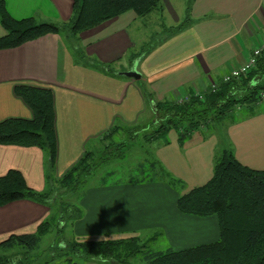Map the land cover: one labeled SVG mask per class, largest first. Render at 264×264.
I'll return each mask as SVG.
<instances>
[{
    "label": "crops",
    "instance_id": "crops-1",
    "mask_svg": "<svg viewBox=\"0 0 264 264\" xmlns=\"http://www.w3.org/2000/svg\"><path fill=\"white\" fill-rule=\"evenodd\" d=\"M187 1L182 3L181 17L172 1H162L170 19L161 23L156 18L161 31H156L155 39L144 38L142 31L132 39L128 18L139 20L135 23L137 29L145 24V18L125 12L83 31L79 41H70L65 33H49L19 47L1 49L0 122L9 118H33L31 108L15 93L16 86L51 89L58 145L55 172L59 179L80 160L92 141L102 139L116 126L146 125L147 118L156 117L155 102L181 101L189 94L200 93L198 90L209 89L212 83L243 65L253 50L264 44V0H193L189 12ZM5 4L16 19L34 17L39 22L65 23L72 16L74 0H5ZM187 17L185 28L169 31ZM5 34L0 22V37ZM78 46L89 57L112 64L118 75L106 74L85 64L77 56ZM134 67L140 74L139 79L123 73ZM144 91L152 94L153 102ZM257 106L259 110H255ZM261 106H264L262 101L254 109L247 107L243 118L222 128L228 142L222 149L217 147L216 135L208 130L192 132L183 143L179 141L180 133L171 130L169 142L156 146V157L183 181L180 187L173 189L164 179L129 185L130 190H139L135 192L136 200L123 202L132 196L121 197L119 192L126 186L116 184L109 189L103 186L85 199L91 218L85 221L84 235H123L156 225L166 229V213L171 220L179 217L198 221V216L180 212L177 200L182 193L205 184L212 177L215 159L221 152L232 149L243 164L264 169V107L260 109ZM45 158L39 147L0 144V176L10 169H18L30 187L45 190ZM105 188L110 191L100 193ZM158 188L168 189L172 194L171 211L163 205L152 207L142 202L147 199L143 195L147 191L153 192L149 194L160 202ZM137 192H142L139 198ZM162 208L166 211H161ZM49 215L47 205L29 199L0 206V242L13 233H34ZM214 225L210 234L198 228L184 231L172 246L180 250L214 241L219 237L216 219ZM174 226L177 225L171 222L169 227Z\"/></svg>",
    "mask_w": 264,
    "mask_h": 264
},
{
    "label": "trees",
    "instance_id": "trees-1",
    "mask_svg": "<svg viewBox=\"0 0 264 264\" xmlns=\"http://www.w3.org/2000/svg\"><path fill=\"white\" fill-rule=\"evenodd\" d=\"M162 1L74 0L70 20L55 23L39 22L34 17L16 19L8 12L5 0H0V22L6 30V34L0 37V50L19 47L49 33H65L70 41H79L83 31L127 11L133 10L142 17L158 12L164 7ZM192 2L193 0L187 1L188 12ZM188 21L189 17L169 31L185 28ZM76 53L78 58L90 67L106 74L119 73L112 64L89 57L80 46ZM137 55H134L135 58ZM262 92L264 50L256 57L255 66L239 78L234 77L226 81L224 77L217 81L214 87L198 94H189L187 99L182 101L155 102L158 123L148 134V140L163 139L165 143L169 142L168 133L176 130L180 133V143H183L192 132L207 130L215 120L233 117V111L239 105L254 109L261 100ZM15 93L31 108L33 118H9L1 121L0 144L41 148L49 163V174L46 175L47 188L37 190L28 185L20 170L10 169L0 176V206L16 200L29 199L47 205L51 213L38 225L34 233H13L0 242V250L12 252L38 249L41 240L52 230L58 214L63 210L62 198L65 199L76 191L79 183L84 182L94 168L113 157L92 163L94 152L88 149L83 157L58 179L55 172L58 145L53 91L49 88L18 85L15 87ZM145 95L153 102L152 94L146 91ZM120 128L116 126L112 129L105 135L106 139ZM152 165H155V168L159 166L153 179L160 176L174 188L183 183L158 159H155ZM177 207L185 214L201 217L215 215L219 237L214 241L180 250L167 248L158 251L148 248V244L142 243L139 236L98 240L75 238L62 243V246L53 245L56 253L44 264H81V259L133 264L131 260L139 254L144 257L143 264H264V169H255L243 164L232 149H225L215 159L212 177L205 184L182 194L177 200ZM69 217L72 221L80 219L82 209L72 208ZM60 218L62 217L59 216ZM61 230L63 228L59 229ZM6 257H0V264L12 259L11 256Z\"/></svg>",
    "mask_w": 264,
    "mask_h": 264
},
{
    "label": "rangeland",
    "instance_id": "rangeland-1",
    "mask_svg": "<svg viewBox=\"0 0 264 264\" xmlns=\"http://www.w3.org/2000/svg\"><path fill=\"white\" fill-rule=\"evenodd\" d=\"M170 1H172V4L175 7L174 9L177 15L181 17L180 10H182V8L184 7V5H182L184 0H170ZM170 10H172V7H170ZM166 11L167 9L164 5L163 9L158 11L160 13L159 15L157 14L158 12L155 11L152 14L143 17L145 18L143 19L145 20L144 21L145 24L142 27L140 24V27L138 29L136 28L135 23L137 25L139 23V20L135 22L133 18H128L127 23L130 26V33L132 35V39H134V35L137 34L139 31H142L145 34L144 38H147V36L150 39L157 38L156 31L159 32L161 30H160V24L156 18L161 20L160 21L161 23L169 22L170 18L168 16V13H166ZM127 12H129V15L132 17L138 15L133 10ZM139 17L142 18V16ZM140 83L145 89V84L142 81ZM198 92L201 93L203 91L198 90ZM260 101L264 103L263 100ZM263 107L264 106H261L260 109ZM148 110H150V108ZM255 110H259V106H257ZM246 114H247V107L239 105L233 111L232 114L233 117H227L224 118L223 120H215V123L210 125L209 128H206L209 131V133L211 134L213 133L216 135L215 138L218 139L217 147L219 149H222L224 145L227 146L228 144L226 140L227 135L226 133L223 134L225 130H222V128L226 126L228 123H230L232 120H236V121L240 120ZM146 118L147 115L144 116V119ZM156 118L157 117L153 118L152 120L147 118L144 123V124L147 123L146 125H138L133 128H131L132 126L131 127L124 126L123 128L121 127L122 129H119V131L113 133L111 137L109 136L106 139L105 135L107 134H105L102 139H99L97 141L94 140L90 144H88L86 148L94 152V158L92 160V163L93 162L99 163L100 161L106 160L108 157L110 158V156L113 157H111L110 159L108 158L109 160H107L104 163H101V165L99 164L96 168H94L87 177V179L84 182L79 183L76 191L67 195L65 199L62 198L63 210L61 211V213L58 214V218L55 221V224H53L52 230L41 240L38 249L33 251L17 250V252H15L14 250L15 253L9 250H0V257H2L3 255H6L7 256L6 258H10V256L12 257L11 260L4 261V263L5 264H39V263L44 264L45 262L51 260L53 255L56 253L54 248H52L53 245L56 244L62 246L65 242L71 241L72 239L75 238H80L83 240L85 239L98 240L100 238H121L119 236L122 237L139 236L142 243L146 242L148 244V248H151L154 251H158V250H165L167 248L175 249L176 247L174 248V246L172 245L178 242L176 241L177 236L184 231L188 233L189 231L192 232L198 228L201 229V232L205 234L206 232L209 234L212 233V230L215 229V225H214L215 219L217 220V217L215 215L205 216V217L194 215V216H198V221H194V220H188V218L182 219L179 217H173V219L171 220L170 214L166 213V216L168 217L166 223L168 228L166 229L163 226L158 227L156 225L154 228L151 229L149 228L148 230L135 231L132 233H124L123 235L109 234V235H102L101 237H86V235H84V230L86 227L85 221L91 218V215L87 214L86 207L84 205L86 198L91 197L103 186H106L108 188L111 186H115L117 184L116 186H120V185L126 186L124 188L122 187V192L121 191L119 192L121 197L124 194L132 195L128 198L129 200H123V202H132L136 200L135 192L139 190L137 189L132 191L128 188L129 185L146 184L153 182L152 180L157 181L161 179L160 176L157 177L156 175H155L156 176L155 179H153L154 174L156 170L158 171L159 166L155 168V165H152V163L155 161V159H157L156 146L160 145L159 143L165 144V141L163 139L156 141L148 140L149 138L148 134H150L153 131V127L156 125V123H158ZM123 143L125 144V146H123ZM117 155L120 157H118ZM44 163H45L44 173L46 176L47 174H49V163L47 162L46 158ZM136 180H139L140 182H136ZM107 188L103 190L104 192H100V193H108L110 190H108L109 188L108 189ZM158 189L161 192V193H157L160 195V202H156L153 199V195L149 194L153 192L150 191H147L149 193L146 192L143 193V195L147 199L144 198L145 200H143L142 202L152 207H156V206L160 207V205L161 206L163 205L166 208H168V211H171L172 209L170 208V204L172 203V198H173L172 194L169 192L168 189H163V188H158ZM175 191L179 192L178 190ZM141 193L142 192H137L138 198ZM74 207L82 209V217L80 219H75L72 221L69 216L71 213V209ZM161 211H166V210L162 208ZM59 216H61L62 218L59 219ZM82 219L85 220L81 221L80 224H78L77 222ZM171 222H173V224L177 226L169 227ZM62 228L63 230L59 231V229ZM178 229H183V231H180V233H178ZM218 230H219V226H218ZM143 258H144L143 255L139 254L138 256L134 257L131 261L133 264H143L144 263ZM80 262L81 264H114L112 262L103 263L100 260L82 261L81 259Z\"/></svg>",
    "mask_w": 264,
    "mask_h": 264
},
{
    "label": "built area",
    "instance_id": "built-area-1",
    "mask_svg": "<svg viewBox=\"0 0 264 264\" xmlns=\"http://www.w3.org/2000/svg\"><path fill=\"white\" fill-rule=\"evenodd\" d=\"M264 50V44L261 47H257L253 50L251 55L249 56L248 60L241 65L240 67H237L236 69H233L229 74L225 76V80H230L234 77L239 78L241 75L247 73L251 68L255 66L256 63V57L261 54V52ZM216 85V82L212 83V86L214 87ZM188 95L185 99H187ZM261 100L264 101V92L261 93ZM182 101V100H181Z\"/></svg>",
    "mask_w": 264,
    "mask_h": 264
},
{
    "label": "water",
    "instance_id": "water-1",
    "mask_svg": "<svg viewBox=\"0 0 264 264\" xmlns=\"http://www.w3.org/2000/svg\"><path fill=\"white\" fill-rule=\"evenodd\" d=\"M124 74L128 75V76H132L134 78H140V74L137 72L136 67L132 68L129 71L124 72Z\"/></svg>",
    "mask_w": 264,
    "mask_h": 264
}]
</instances>
